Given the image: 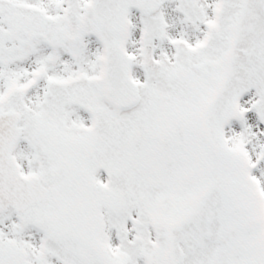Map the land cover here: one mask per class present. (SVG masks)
I'll list each match as a JSON object with an SVG mask.
<instances>
[{"label": "snow or ice", "instance_id": "6c2138e0", "mask_svg": "<svg viewBox=\"0 0 264 264\" xmlns=\"http://www.w3.org/2000/svg\"><path fill=\"white\" fill-rule=\"evenodd\" d=\"M0 264H264V0H0Z\"/></svg>", "mask_w": 264, "mask_h": 264}]
</instances>
